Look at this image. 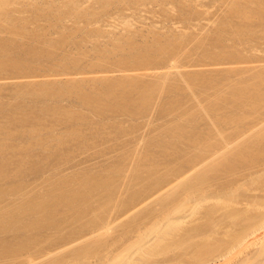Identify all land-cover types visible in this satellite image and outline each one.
I'll use <instances>...</instances> for the list:
<instances>
[{
  "label": "bare ground",
  "instance_id": "obj_1",
  "mask_svg": "<svg viewBox=\"0 0 264 264\" xmlns=\"http://www.w3.org/2000/svg\"><path fill=\"white\" fill-rule=\"evenodd\" d=\"M70 2H72L73 5L68 8L67 13H69L70 16L71 14L81 13L83 8L80 7L76 1V4L73 3L72 0ZM240 3L236 1L235 3L233 2V5L230 3L231 6L229 11V15L231 14L234 18L236 17L237 20L239 19L237 22L238 25L230 29L231 25L229 27V24H227V29L230 30L227 31L225 29V32H228L227 34H229V39L231 38L234 42L236 40L240 41L243 36H246L244 34H248V32L251 31L249 30L251 22H253L251 20L257 19L264 23L263 0H243L242 4ZM28 6H31L32 8L30 9L34 11V14L31 15L39 16L40 13L42 14V9L40 8V5L36 3V0H0V33L5 32V34L8 33L9 36L11 34L14 35L15 38H21L23 33H20L23 28L26 29V26L24 25L25 23H22V19L17 17L21 15L20 13L26 14V11L29 9H27ZM30 12L31 11H29V14ZM14 13L20 15L15 16ZM26 19V17L25 19L23 18V22L27 23L28 21ZM237 20L235 19V21ZM221 29H223V27ZM219 33L221 34L222 32L220 31ZM220 34H215L214 39L211 38L210 41L208 40L209 44L211 45V43H214L216 44H213L215 48L217 46L219 48L221 43H217L223 39V37L220 39ZM262 34L264 33L262 32ZM34 35L38 36L39 34L34 33ZM221 35L223 36L224 33ZM25 36L27 35L24 34V37ZM12 37H6L7 39L10 38V40H8L9 42L6 41V38H4V40L6 39L5 42H3V40L1 41L3 37L0 39V72L3 71L2 73H4L6 70H9L8 72L10 73V70L14 68L15 71L17 70L16 68H20L18 70L20 71L22 69L20 71L22 72L25 68L30 67L25 66L27 65L26 62L30 59L26 62L24 61L25 59L27 60L28 56H31L32 58L36 56L35 58L38 57L40 59L45 55L44 51H42L43 53L40 51L41 54H44L41 55L35 48L34 49L37 52L31 50L32 47L30 48V51L28 50L29 47H27V49L24 45H21L20 47L18 46V50H23V48L24 50H27L28 55H24V51H17L16 46L10 47V42H12V45L15 41L14 39H11ZM59 42L61 43V41ZM64 42L65 41L61 44L63 45ZM14 43L16 44V41ZM57 43V41L55 44L52 43L55 46L50 43V47L53 46L54 48L57 46L58 48L60 45H57ZM160 43L157 45L155 42L154 46L147 45L149 47L143 45V47L140 46L141 48H138L139 46L133 47L134 44H128V48L129 45L133 47V50H130L129 54L132 53V51L136 54L131 56L128 55L129 57H127L126 54L128 53H126L125 56L118 60V62L121 65L125 63L124 66L127 65L126 62H129V65H133L134 63L136 64V62L138 63V60H142L141 63H150V61H152L151 58L156 54H170V52L174 51V41L173 43L170 41L166 42L165 45ZM241 46L239 45V47ZM136 48H138V50H136ZM8 50L10 51L8 52ZM14 50L19 53H17L18 55L21 53L23 56L27 57H23L22 55L18 57V55L14 54L16 53ZM120 50L123 51L124 49L118 45L116 47L114 46L112 52L116 53V51L120 52ZM230 50H232V48ZM11 52H13L15 56L10 54ZM31 52L35 53V55L32 56L33 53ZM112 52L110 51L109 54L107 53L104 56H101L103 52L97 53L105 59V57L109 58L112 55ZM205 52L207 54L204 53V55L202 53L203 57L208 55L207 58H210L212 52L210 54L208 50ZM232 52L230 57L234 59L236 56H234ZM47 53V57L49 54L53 55L49 57H54V53L49 50ZM108 55L110 56L108 57ZM222 56L224 55L222 54ZM20 57L25 59L23 60ZM49 57L46 59H50ZM130 59H133V61L131 60L132 63L130 62ZM35 60L37 61V59ZM64 60L66 59L64 58L63 62ZM97 60L99 59L97 58ZM156 60L158 59L156 58ZM32 61L34 60L32 59ZM256 69H254V71ZM167 71L169 70L164 72ZM177 73L180 76V73ZM196 75L197 74L194 76H188L186 82L184 80V82L187 83L186 86L190 88H193L196 85L200 86V76L197 77ZM167 76L163 75L161 78L159 77L160 79L158 82H154L153 84L149 83L147 85H141L136 81L137 79L133 80L125 78L124 80L119 81L103 80L101 85H98L99 88H97L95 86V81V83L92 82L94 85L92 87H96V89H93L90 86L91 89L89 88V91H85L86 89L84 88V90L82 88L83 86H80L81 84L76 85L77 83L75 85L73 84L74 86L60 87L58 89H49L45 86H41L40 88L38 87L39 89H34V91H32L33 94L31 95H36L43 99L54 97L53 99L56 100V97L59 99L63 94H68L71 95V97L73 96L80 105L89 109L93 115L97 113L96 116L98 117V115H100V113L106 108L115 111L116 109H118V111L121 109L120 111H122L128 106L127 110L130 107L133 113L141 111L142 109L138 111L137 109L142 107L145 108L152 95L156 92L161 93V91H164V93L167 92L169 94L170 98L165 101L166 103L162 106L161 111L164 110L171 112V110L178 109L181 105V101H179L180 96H178V90L180 89H178L177 86L168 84ZM210 78L212 79V77ZM229 81L230 80H228V82ZM98 82L99 81H97V84ZM215 82L216 81H214V83ZM203 83H205V85L210 84V82ZM223 83L225 84L224 81ZM234 85L230 89L229 96L227 95L228 99L219 96L224 93L222 92V94L220 92L219 94L218 91L216 97H219L217 99L214 98L215 100L207 104L204 108H202L203 105L201 106V104V107L198 106L203 109V112L204 110L207 112H204L207 116L204 115L209 118V122H211L209 123L210 127L208 126L206 130L202 131L200 129L199 131V129L195 127L196 125L198 126V124L194 125L196 123L193 117L194 114L192 116V114L187 112L188 114L186 113L183 115H187L186 117L190 116L191 118H187L186 123H179L178 121L174 123L171 129L169 128V130H165L166 134L164 133L160 136V133V137L158 138H162L164 135L166 137L157 141H154L156 140L155 138L151 141L149 140L147 144L148 151L146 152V150H144L146 153H143L142 156L140 155L141 158L139 164L130 169L131 176L130 178L128 177L129 180L127 183L123 185L119 184V180L116 176L120 172L121 166L117 165L114 168H111L109 174L105 177H101L96 173L93 174L92 172L84 173L83 175L81 174V177L78 178L73 176L69 177V179L63 177V180H54L53 182L50 180L51 183L48 184L47 188L45 184L46 190H43V192L36 190L35 193L31 190L32 194L30 192L27 193L24 183L20 180V177H22L25 171H36L39 167V165L37 166V164L33 163V157L35 156L32 155L33 157L30 158V152H33L31 149L33 147L40 149V152L43 153V157L41 156L44 158L43 161L48 159L56 160L61 155L59 147H63L65 142L72 140L76 141L79 139L78 137H80V139H83V137L85 139L88 138L85 133L82 132L87 138L79 130L85 127L87 128L91 124L88 123L89 125H86L87 121L89 122L87 116L84 115L85 118H83V115L80 113L82 115L80 117V114H75L72 112V109L65 110L64 108L62 109V107H57L58 104L53 107L43 106L35 113L33 112L31 105H23L24 102H22V104L21 102L18 104L16 103V106L12 105L11 110L8 112L4 111L3 106L1 107L0 105V136H2V139H0V180L8 182L5 187H0V235L7 232L15 234V238L13 237L15 241L5 242L0 239V263L5 261L6 264H18V260L21 261L23 259L26 261L30 259V261H32V257H34L35 254H41L44 250L48 249L49 246L44 249L36 247H41L43 243H49V237H51V234L49 235L46 233L49 231L54 235L53 237H55L54 241L51 240V243L54 244L52 245L50 243L52 246H50L49 250H52L53 248H59L61 250L64 248L60 247L64 246L67 248V246H70L72 243L74 244V242H78L77 240L79 239H82V241L94 239L83 255L81 253L78 255L77 252H73L72 255L73 257H77V260L85 258H87V260L90 259L86 264H264V112H261V109L264 108V75L258 74L254 80L252 79V81L248 83L240 84L239 86ZM221 86L222 84L220 87ZM229 87L227 86V88ZM185 90L186 92L189 90L191 92V89H188L187 87ZM132 91H136V98L134 97V100L130 97ZM18 92L19 91L17 90V93ZM206 101H208V99ZM226 108H230L232 113H230V115L225 114L223 117L219 115L218 112L220 111L222 113V110L224 111ZM131 110L129 111L130 113H132ZM193 110H196V108H193ZM91 112L90 115L92 114ZM183 115L179 117L180 121L182 120L181 117ZM46 116H48L47 121L52 118L50 120L53 125H55L53 122H57L58 124H69L67 132L64 133L71 140L67 141V138L65 139L60 136H57V138L55 136L52 137L53 133L51 135L48 131L49 129L51 130L53 126L49 123L50 120L45 122ZM1 119L4 120L3 122L5 124L2 123ZM77 121L80 122V126L77 125ZM1 123L4 125H1ZM44 123H49L52 127L49 126V124L48 127L50 128L46 125L44 127ZM74 124H76V128ZM82 124L85 126L81 127ZM101 124L99 123V125ZM99 125L97 130L101 127ZM221 127L226 128L222 129ZM45 128H48V130L46 131ZM227 129L231 131L227 133ZM41 130H45L46 133H42ZM14 133L17 137L15 139L21 140V144L18 145V147L12 145V143L7 144L9 141L14 140V137H12ZM41 133L42 135L44 133H49V136L41 137ZM150 135H152V133ZM80 139L79 141H81ZM85 139L82 140V142L84 141V144L87 142ZM24 140L27 142L25 145ZM182 146L187 149H183ZM154 147H157V149L155 150ZM151 149H154V151L157 152H154ZM185 150L187 151L185 152ZM181 151H184L185 153L188 152V155L186 154L187 156H185ZM166 157H172L175 161L179 160V162L172 167L170 166L171 160L169 158L170 161L167 163L165 162L164 164L166 167V174L160 175V173L158 174L157 172V169L160 168L158 167L160 165L159 162L164 163L162 160L166 161ZM157 159L161 161L158 162ZM49 160L47 162H51ZM124 161L127 162L126 160ZM172 183L174 186L169 187ZM173 187H180L179 189H182V193L177 190L178 188L175 189ZM164 189L165 191H163ZM173 189L178 191V195ZM8 196H13V198L17 197L16 201L13 200L9 203L11 198H7ZM162 196H166L169 201L163 200V198L159 200ZM180 196L184 198L183 202L181 201L182 203L179 202L181 198L178 200ZM5 199L9 202H5L6 204L4 205L3 203ZM151 203H156V206H151ZM111 204L112 206H108ZM112 211L115 213L114 216H110ZM67 227H70V230ZM65 228H67L68 232L63 234L62 230ZM113 228H115V232L112 231ZM21 232L24 234L29 233V235L24 236L23 234L22 237H17L18 235H21ZM111 232L113 233L111 234ZM88 242L91 241L89 240ZM59 249L57 251H59ZM68 250H70L69 247ZM62 251L59 252L62 253ZM82 251L84 252V250ZM52 252L50 253L52 254ZM50 253L48 256H50ZM45 255L47 256V254ZM59 259L56 260L55 258L47 264H58L60 260L61 264L66 263L65 259V262L62 260L63 258ZM26 261L23 260L22 263ZM30 261L29 263H31Z\"/></svg>",
  "mask_w": 264,
  "mask_h": 264
},
{
  "label": "rangeland",
  "instance_id": "obj_2",
  "mask_svg": "<svg viewBox=\"0 0 264 264\" xmlns=\"http://www.w3.org/2000/svg\"><path fill=\"white\" fill-rule=\"evenodd\" d=\"M70 1L71 0H36V3H38L40 5V8L42 9V11H41L42 14L41 13H40V15L38 14L39 16L31 15V14H34V11H32V9H30V8H32L31 6L27 7V9L29 8L27 11L25 10L27 12L26 14L20 13L23 17L18 13H17L18 15L16 13H14L15 16L20 15L17 18L22 19V23L23 24L25 23L24 25L26 26L25 27L26 29L23 28L22 32L20 33V34L23 33L21 35V38L20 37L15 38L14 35L10 34L11 37L13 36L11 39L12 40L14 39L16 41V44L14 43L15 42L14 41L12 45H11L12 42H10V47L16 46V49H17L18 46L20 47L21 45L22 46L24 45L25 48L29 47V49L27 48L28 50H30L31 47L33 48V49L31 48V50H34V51L38 50L39 54H41V52L44 51L45 55L48 54L47 52L49 50L50 52L54 53V57H53L54 59L49 57L52 55V54H49L48 57L53 62H51L50 59H48L49 60L48 61L46 59V58H48L47 55L45 56L44 54H41L44 56L41 57V55H40V57H41L40 59L38 57L35 58L36 56L34 57L35 59H37V61L30 56L34 60V61H32V59L29 56H28L29 57L28 58L27 56H23L21 53H20V55H18L19 53L17 51H19V52L24 51L23 54L28 55L26 49H25L26 50L25 51L24 48H23V50H18L19 49L18 48L17 51L14 50V52H16L14 54L18 55V57L21 55L23 57H27V60L25 58H24L25 59L24 60L22 57H20L25 62L28 61V59H30L28 62H26L27 65H25L26 67L27 66H30V67L25 68V66H24L25 69L22 72H20L22 69L20 71L18 70L20 68H16L17 69L16 71L14 70L15 68L11 69L12 71L10 70V73L8 72L9 70L5 71L7 73H5V72L2 73L3 71L0 72V105H1V107L3 106L4 111L8 112L9 110H11L12 105L16 106L20 102H21V104H22V102H24L23 105L30 104L34 113L38 112L43 106L53 107V106H56L58 104L57 107H59V108L62 107V109L64 108L65 110L72 109L73 111L72 110L71 111L77 115L81 113L83 116L80 114V117L82 116L83 118H85V116H87V118L89 119V122L87 121L86 125H89L88 123L91 124L89 127H87V128L85 127L87 130L85 128H82L87 133L85 131H83L81 128L80 129L82 131L79 130L81 133L83 132L88 136V138H87V136L82 133L87 138V139H85L81 135L83 137V139H85V141H87V142H85V144H86L85 145L83 143L84 141L82 142L83 139H80V137H78V138L81 141H79V139L76 141L75 140L74 141L73 140L68 141L71 139H69V137H67L65 135V133L67 132V128H69V124H64V123L58 124L57 122L56 123L53 122L55 124V125H53L52 121L50 120L52 118L49 119L51 122L48 120L49 123L53 126V128H52L53 130L51 129L52 130L51 131L49 129V131H48V132H50L51 135L53 133L52 137H54V136L56 138H57V136L58 137L59 136L64 137L65 139L67 138L66 140L68 142H65L63 144V147L62 146L59 147V149H60L59 151L61 153L60 157H58L56 160L55 159L54 160L48 159L51 162H47L48 160L43 161V159H44V158H42L43 153L40 152L41 151L40 149H38L36 147H33L34 149L33 148L31 149V150H33V152L32 151L30 152V154H31L30 158H32L33 157L32 155H34L35 157H33L34 158L33 163L37 164V166L39 165V167H38V169H36V171H34V170L25 171V173L22 175V177H20V180H22V182L25 185V190L27 191V193L30 192L32 194V192L35 193L36 190L43 192V190H46L48 184L51 183V181L53 182L54 180H60V179L63 180L64 178L69 179V177H73V176H76L78 178V177H81V174L83 175L84 173H92L93 172V174L96 173L101 177H105L109 174V170L111 168H114L117 165L121 166V167H120V172L118 173V175L116 177L119 180V184L123 185V184L127 183V181L129 180L128 177L130 178V176H131L130 175L131 174L130 169H132L133 167H136L140 162L139 160H140L142 154L146 153L148 151L147 144H148L149 140L151 141L152 139L155 138L156 140H154V141H157L159 139L166 137L164 135V137L158 138L161 135H163L164 133L166 134L165 130L166 129L169 130V128L171 129L173 127L174 123H176L178 121H179V123L180 122L186 123L187 118L190 117V116L186 117L187 115L184 116L187 112L192 114V116L194 114L193 117H194L195 122H196L194 125L198 124V126L196 125L195 127L197 129H199V131H200V129L202 131L206 130L209 126V123H211V122H209L210 121L209 118L205 117L206 114L204 112H206V111L204 110V112H203L202 108L206 107L207 104L214 101L219 96H223V98L226 97L225 99H228L227 95L229 96L230 89L234 84H235L234 86H237V85L239 86L240 84L242 85L244 83H248V82L252 81V79L254 80L258 74L264 75V34H262V32L264 33V27H263L264 23L260 22L257 19L251 20L253 22H251V26L249 29L251 31L248 32L249 35L244 34L246 36H243L240 41L236 40L235 41L236 43L233 40H231V38L229 39V36H228L229 34H227L228 32H225L226 30L229 31L230 29L237 26L238 25L237 22L239 21V19L237 20L236 17L234 18L233 16H231V14L229 15L230 6H231L230 3H232V5H233V2L235 3V1H236L238 3L241 2L240 4H242L243 0L242 1L241 0H239V1L238 0H233V1L232 0H103V1L102 0H72L73 3H75V1H76V3L78 5H80V7H82L83 9H82L81 13H75L73 15L71 14V16L69 13H67L68 8H70L73 5L72 2H70ZM82 1H83V3H82ZM25 11H22V12H25ZM29 11H31L33 13L30 12V14H29ZM43 14H44V16H43ZM24 16L27 18L26 19L28 21L27 23L23 22V18L25 19ZM33 16H36V17H33ZM235 19L237 21H235ZM235 23H237V24H235ZM223 24H225V25H223ZM227 24H229V27L231 25L230 29H227ZM261 25H262V27H261ZM222 27H223V29H221ZM251 27H253V28H251ZM216 30H219V31H216ZM222 30H224V31H222ZM220 31L222 32L221 34L224 33L223 36L219 33ZM33 32L35 34H39V35L38 36L34 35ZM217 33L220 34V39H222L221 37H223V39L221 41H218V43H217V44L221 43V46H219V48H218V46L215 48L214 45H216V44L211 43L213 41L210 42L211 45L209 44L210 39L211 38L214 39L215 34L219 35ZM6 34H5V32L0 33V39L3 37V39H1V41L3 40V42H5V40L7 39L6 37L7 36L10 37L8 35V33H6ZM24 34L27 36L24 37ZM40 36H41V38H40ZM22 37H24V38H22ZM4 38H6V39L4 40ZM60 39L65 41L63 43V45L61 44L63 41ZM8 40H10V38L7 39L6 41H8ZM228 40H229V42H228ZM56 41L58 42L57 45H60V46L58 48H57V46L53 48V46H55L54 44ZM59 41H61V43ZM169 41L171 43H173V41H174V43H173V44H175L174 51L170 52V54L167 53V54H161V55L156 54L155 56L152 55L153 58H151L152 61H150V63H144V62L141 63L142 60L141 61L138 60L139 64L137 62H136V64L133 62L135 65L130 64L131 65L130 66L128 64L129 62H126L127 65L124 66L125 63H123V65H121L118 62V60L121 57L125 56L126 53H128V54H126L127 57H129L128 55H130V56L133 55L134 54L133 51L130 54H129V52H130V50H133L134 46L135 47L139 46L138 48H141V47H143V45L144 46L146 45L145 47H149L152 45L154 46L155 42L157 43V45L160 42L165 45L166 42H169ZM50 43L51 44L54 43V44H52L53 45L52 47H50L51 46ZM128 44H130V45L134 44V45H133V47H131L129 45V48L131 47L129 49ZM118 45L121 46L122 49H124V50L123 51L120 50V52L116 51V53L112 52V50L114 49V46L116 47ZM147 45H149V46H147ZM239 45L240 46L242 45V46L239 47ZM212 46H214V47H212ZM10 47H9V49H10ZM138 48H136V50H138ZM224 48H227V49H224ZM231 48H232V50H230ZM20 49H22V48H20ZM12 50H13V48H12ZM206 50L209 51V54L212 52V54H210L211 56L209 55L210 58H207L208 55L206 57H203L204 53L207 54L205 52ZM235 50H236V52H235ZM9 51L10 50H8V52ZM110 51L112 52L111 53L112 55L111 54H110L111 56L108 55V57L110 56L109 58L105 57V59H103L104 57L103 58L101 57V56L106 55L107 53L109 54ZM97 52L98 53L103 52L104 54L102 53L101 56H99V54ZM231 52H232V54H234V56H236V58L234 57V59H233L232 57H230ZM31 53H33V52H31ZM216 53H217V55H216ZM10 54L14 55L13 52H11ZM222 54L224 56H222ZM33 55H35V53H33L32 56ZM76 55L79 57H77ZM117 55H118V58H117ZM227 55H228V57H227ZM218 56H220V57H218ZM18 57H14V58H18ZM64 58L66 60L68 59L67 61L64 60V62H66V63L63 62ZM97 58L99 60H102V59L103 60L99 61V60H97ZM100 58H102V59H100ZM156 58L158 60H156ZM204 58L207 60H205ZM216 58H218L221 61H219ZM230 58H232V59H230ZM107 59H109V60H107ZM160 59H161V61H160ZM162 59H163V61H162ZM131 60L133 61V59H130V62L132 63ZM117 63L120 65H118ZM63 67H64V69H63ZM168 67L169 68L173 67V68L169 69ZM256 68H258V69H256ZM127 69H129V70H127ZM254 69H256V70L254 71ZM261 69H263V70H261ZM166 70H169L170 72L169 71L164 72ZM262 71H263V74H262ZM177 72L180 73V76L178 75ZM224 72H226V73H224ZM166 73H168V74H166ZM136 74H138V75H136ZM195 74H197L196 75L197 77L200 76L199 78L201 79V82L204 86L201 84L200 81H199L200 86L196 85L193 88L186 86L187 83H185V82H186V80H188V76H194ZM163 75H166V76L168 75L167 76L168 84H172V86L173 85L177 86L178 89H180V90H178L179 91L178 96H180V98L176 95L180 99L179 101H181L180 102L181 105L179 107L180 110L178 108L175 110L174 109L171 110V112L170 111L167 112L164 110L161 111L162 106L164 105V103H166L165 101H167L170 98L169 94L167 92L164 93V91L163 92L161 91V93L156 92L154 95H152L151 99L149 100L148 105L145 108L142 107V108L137 109V111L142 109L141 111H138V112L134 111L135 113H133L131 108L129 107V109L133 113L132 114L129 112L130 111L129 109H128L129 111L127 110L128 106L125 107L124 109L122 108L123 109L122 111H120L121 109L119 111H118V109H116V111H115V110L106 108L105 110H103V112L105 111L104 114L102 112V113H100L101 116L98 115V117L96 116L97 113L95 115H93V113L89 109L80 105V103H78V101H76V99L73 96L71 97V95H68V94H63L62 97H60V98L58 97L59 99H57V97H56L55 98L56 100L53 99L54 97L43 99L42 97H38L36 95H35L36 96L35 97L34 95H31V94H33L32 91H34V89L35 90L39 89L41 86H45L46 88H49V89L50 88L58 89L60 87L64 88V87H69L71 85L74 86L77 83L76 85L81 84L80 86H83L82 88L83 89L85 88L86 89V90L84 89L85 91H89V88L91 89V87L94 86L92 82L95 83V81H96L95 86L97 88H99V86L101 85L103 80L104 81L105 80H107V81H111V80L112 81H116V80L119 81V80H124L125 78H127V79L129 78V79H133V80L137 79L136 81L138 83H140L141 85L142 84L147 85L149 83L153 84L154 82H158L159 79ZM239 75H240V77H239ZM235 76H236V78H235ZM107 77H109V78H107ZM210 77H212V79ZM92 80H94V81H92ZM184 80H185V82H184ZM210 80H212V81H210ZM228 80H230V81L228 82ZM97 81H99L98 84H97ZM214 81H216V82L214 83ZM223 81L225 82V84L223 83ZM89 82H90V84H89ZM203 82H210V84L205 85V83H203ZM232 82H235V83H232ZM68 84H70V85H68ZM182 84H184V85H182ZM221 84H222V86H221L222 88L220 87ZM197 86H199V87H197ZM227 86L228 87L230 86V87L227 88ZM96 87L95 88L92 87V88L96 89ZM186 87L188 89H191V92H190V90L189 91L187 90L188 92H186V90H185ZM21 89H22V91H24V90L25 91L22 92ZM17 90L20 93L21 92L22 93L20 94L18 92L20 94L19 95L17 93ZM210 90H213V91H210ZM27 91H28V93H27ZM208 91H210V92H208ZM218 91H219V94H220V92L221 93L223 92L224 94L222 93L223 95L220 94L218 97H216ZM132 92L130 94L131 95L130 97H132L131 99L134 100L136 98V91H132ZM159 93H160V95H159ZM205 95H207V96H205ZM209 95H211V96H209ZM195 99H196V101L197 100L198 101L196 102ZM207 99H208V101H206ZM188 101H190V102H188ZM198 103H199V105H198ZM183 104H184V106H183ZM195 104H196V107H195ZM200 104H201V106L203 105L202 108H199V107H201ZM193 108H196V110H193ZM125 109L127 110V112ZM106 110H110V111H106ZM190 111H192V112H190ZM262 111L264 112V108L261 109V112ZM90 112L92 113L91 115H90ZM218 113H219V115H221L223 117V116H225V114L230 115V113H232V110L230 108H226L224 111L222 110V113L220 111ZM170 114H171V116H170ZM180 114L181 115L184 114L181 117L182 118L181 121L179 119V117L181 116ZM168 115H169V117H168ZM48 116H46L45 122L47 121ZM1 120H2V123H4L3 122L4 120L3 119H1ZM173 120H175V121H173ZM250 120H252V119H250ZM2 123H1V125L5 124V123L4 124H2ZM49 123H47V124L44 123V127H45V125L48 127ZM77 123H78L77 125H79L80 122L77 121ZM99 123L100 124L102 123V124L99 125ZM50 124H49V126H51ZM83 124L81 127L85 126ZM97 124L99 126H101V127H99V130H97L98 129ZM120 124H122V125H120ZM74 126L76 128V124H74ZM93 126H95V127H93ZM96 126H97V128H96ZM48 128H50V127H48ZM48 128H45V130L47 131ZM115 128L117 131L115 130ZM131 128H132V130H131ZM221 128L225 129L226 127H224V128L221 127ZM45 130H41V132L43 133V132H45ZM153 131H154V133H153ZM230 131L231 130H229V129L226 130L227 133ZM13 132H14V130H13ZM16 132H17V130H16ZM42 133L40 135L41 137L42 136L46 137L47 135L49 136V133L45 134L46 133L45 132L43 135H42ZM127 133H129V134H127ZM151 133H152V135H150ZM159 134H160V136H159ZM14 135H15V133H14ZM14 135L12 136V137H14V140L13 141L11 139H10L11 141L8 140L9 142L7 144L12 143V145H16L18 147V145L21 144V142H20L21 140L15 139L17 137H16V135L15 136ZM0 139H2V136H0ZM104 139H105V141H104ZM109 139H110V142H109ZM100 140H102V141H100ZM77 141H79L82 145ZM26 143H27L26 140H24V145ZM49 146H51V145H49ZM182 148L187 149L183 146H182ZM154 149L156 150L157 147H154ZM154 149H151V150L154 151ZM144 150H146V152ZM186 151L187 150H185V152ZM154 152H157V151H154ZM185 152L183 151L182 154L184 153V155L187 156L188 152L187 153H185ZM10 153H12V152H10ZM133 153H135V154H133ZM168 154H169V152H168ZM170 154H171V152H170ZM127 157H129V158H127ZM169 158L166 157V159H167V160L165 159L166 161L162 160L164 163H162V162L160 163L159 161H161V160L157 159L159 164H160L158 166L160 168L157 169L158 174L159 173H160V175L166 174V172H165L166 167L164 165L165 162L167 163L170 160L173 161V162L170 161V163H171L170 166H172V167L177 165V163L179 162V160L175 161V159H173L172 157L170 158V160H169ZM123 159L126 160L127 162H125ZM133 159H134V161H133ZM163 159H164V157H163ZM53 161H54V163H53ZM163 165H164V168H163ZM50 166L53 167L54 169L51 168ZM163 169H165V170H163ZM161 170H162V172H161ZM128 171H129V173H128ZM102 173H103V175H102ZM125 173H126V175H125ZM3 181L4 180H2L0 182V187H5L8 183L7 181H4V182ZM45 184H46V188H45ZM171 186H174L173 183H172V185L171 184L169 185V187H171ZM167 188H165V189H167ZM173 188L177 189L178 187H173ZM179 188L177 190H179V192L182 193V189H179ZM165 189L163 191H165ZM175 189H173V190L178 195V191H176ZM31 190H32V192H31ZM36 194H34V195H36ZM7 198H11L10 202L7 201V200H9ZM7 198H6L7 200L6 199L4 200V203H3L4 205L8 202L11 203L13 200L16 201L17 197L13 198V196L12 197L8 196ZM162 198H163V200L169 201V199L166 196H164V197L162 196L161 198H159V200ZM180 198H181V200L179 202L182 203L184 198H182L180 196L178 198V200ZM150 205L156 206V203H151ZM108 206H112V204L108 205ZM114 215H115V213L112 211L110 216H114ZM67 228H69V230H70V227H67ZM67 228L62 230L63 234L64 233L66 234V232H68ZM114 229L115 228H113V230H112L113 232H115ZM113 232H111V234ZM46 233L49 235L51 234V237H49V240H50L49 243L48 242H47V244L43 243V245L40 244L41 247L38 246L36 248L44 249L47 246H49L48 249L44 250V252H42L41 254H37V255L35 254V256L32 257V259H33L32 261H30V259L28 261H26L25 259L20 258L26 262L22 263L23 260H21V261L18 260V264H19V262H20V264H31L32 262L36 263V264H47L48 262H50L51 260H54L55 258H56V260H58L59 258L60 259L63 258L62 259L63 262H65V260H66V263H64V264H71L72 262H74L72 264H86L87 262L90 261V259H88L89 260L88 261L87 258L82 259V260H77V257H73L72 255H73V252L74 253L77 252L78 255H80V253L83 255L85 253L86 249L89 248V245L92 243V241L94 239H89L91 242H88L89 240L82 241V239H79V240H77L78 242H74V244L72 243L73 245L68 244L71 246V248H70V246H67V248H66V246L60 247V248H64V249L66 248L65 250L64 249L60 250L59 248H57V249L53 248L52 250H49L50 246H52L54 244L51 242L54 241L55 237H53L54 235L49 231ZM18 234H20V233H18ZM23 234L24 233L21 232V235H18V236L16 235V236L22 237ZM28 235H29V233L24 234V236H28ZM13 237L15 238V234L12 232H7V233L0 235V239L4 240L5 242L15 241L13 239ZM103 239H101V240H103ZM75 243H76V245H75ZM80 244H81V246H80ZM68 247L70 250H68ZM58 249H59V251L63 250L66 253H64L63 251L61 253V252L57 251ZM81 249L84 250V252ZM55 250L58 253H56ZM66 250H68V251H66ZM76 250H78V251H76ZM50 252H52V254ZM49 253H50V256H48ZM45 254H47V256ZM40 255H42V256H40ZM54 256H55V258H54ZM56 256H58V257H56ZM64 257H66V258H64ZM37 259H38V261H41V262H38ZM29 261L31 263H29ZM4 263L6 264L5 261H3V263H0V264H4ZM59 263L61 264V260Z\"/></svg>",
  "mask_w": 264,
  "mask_h": 264
}]
</instances>
